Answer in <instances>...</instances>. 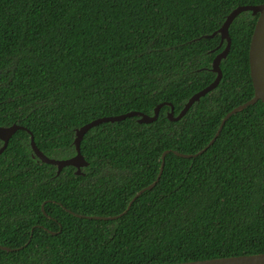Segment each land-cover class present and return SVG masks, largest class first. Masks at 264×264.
<instances>
[{"label":"trees","instance_id":"1","mask_svg":"<svg viewBox=\"0 0 264 264\" xmlns=\"http://www.w3.org/2000/svg\"><path fill=\"white\" fill-rule=\"evenodd\" d=\"M264 0H0V125L25 127L48 157L76 155L75 132L132 111L175 116L216 78L217 32ZM258 16L240 14L218 87L172 122L103 123L83 138L77 176L32 158L19 130L0 155V264H174L264 254V104L249 47ZM226 42L224 44L225 48ZM2 142L0 141V147ZM112 221L79 218L118 216ZM44 205V212L42 205ZM51 232H56L52 235ZM32 237L30 239V236ZM30 242L28 243V241Z\"/></svg>","mask_w":264,"mask_h":264},{"label":"water","instance_id":"2","mask_svg":"<svg viewBox=\"0 0 264 264\" xmlns=\"http://www.w3.org/2000/svg\"><path fill=\"white\" fill-rule=\"evenodd\" d=\"M250 12L252 16H258L256 25L253 31V35L250 42L249 47V64H250V76L252 79V84L254 88V97L249 100L248 102L234 108L232 111H230L222 120V123L213 138V140L208 144L206 148L198 152L197 154H183L179 152H174L175 155L182 157V158H196L200 155H202L204 152H206L216 141V139L219 137L221 131L223 130L226 122L235 114L242 112L246 108L253 106L257 104L259 101H261L264 104V3L259 5H247V6H239L235 8L226 18L224 24L222 27L217 31L214 32L211 35H206L203 38H214L215 36H220V46L217 49H220L224 42H226V46L213 60L212 67L210 71L212 73L216 74L215 80L206 88L199 91L198 93L194 94L188 102L185 104L184 108L181 110V112L175 116V109L174 106L170 103H162L159 104L154 109V114L147 115L142 112L132 111L123 115L119 116H110V117H104L96 119L81 128L77 129L75 132V139L73 142V146L76 151V155L69 159L64 160H58L54 158H50L47 155H45L36 145L34 136L31 134L30 131H28L25 127L17 124H13L8 127H4L0 125V141L2 142V146L0 147V155L6 150L8 147V144L11 140V138L19 131V130H25L28 131L30 134V147L32 150V158L36 159L38 163L48 164L55 166L57 168V175H60L62 170L66 167H74L76 169V175L81 176L83 175L82 170L84 168H87L89 166V163L84 158L82 152H81V143L84 138V136L92 129L95 128L103 123H116L123 121L127 118H138V122L140 124H151L155 122L160 114L161 109L164 106H169L170 111L167 114V117L172 122H178L181 119L185 117V115L188 113V111L191 109V107L199 102L203 97H205L207 94L215 90L218 85L220 84L223 72L221 69V63L223 60H225L228 57V54L231 49V37L229 34V29L235 19L242 13ZM170 151H165L162 155V162L160 167V172L158 174V177L155 182H153L150 186L142 189L139 191L136 196L131 200L129 203L128 208L125 212L118 216L113 217H101V216H92V217H86L79 214L72 213L68 210L69 213L73 214L76 217L79 218H86L89 220H102V221H112L116 220L122 216H124L129 209L131 208L132 204L146 191L152 190L157 183L160 181L164 166H165V159L166 155ZM44 205H42V211L44 212ZM21 249V248H20ZM17 249V250H20ZM0 250H4L7 252H13L17 250H13L11 248L1 246ZM174 264H264V254H255V255H244V256H234V257H227V258H215V259H208V260H200V261H191V262H182V263H174Z\"/></svg>","mask_w":264,"mask_h":264},{"label":"flooded vegetation","instance_id":"3","mask_svg":"<svg viewBox=\"0 0 264 264\" xmlns=\"http://www.w3.org/2000/svg\"><path fill=\"white\" fill-rule=\"evenodd\" d=\"M224 44H225V42H224ZM224 44L222 45V47H221L220 49H216V50H219V53H220L221 51H223V49H224V48H223V47H224ZM219 46H220V44H219ZM219 46H218V47H219ZM218 47H217V48H218ZM219 53H217L216 56H217ZM212 62H213V61H212ZM214 74H215V73H214ZM215 75H216V74H215ZM1 146H2V145H1ZM35 160H36V159H35ZM75 174H76V173H75ZM57 176H59V175H57ZM77 176H78V175H77ZM51 233H52V235H56V232H51ZM31 237H32V234H31V236H30V239H31ZM29 242H30V240L28 241V243H29Z\"/></svg>","mask_w":264,"mask_h":264}]
</instances>
